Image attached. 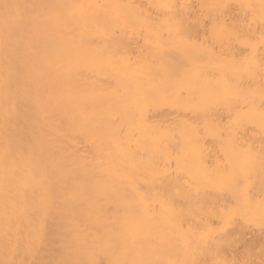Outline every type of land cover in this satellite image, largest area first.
<instances>
[{
    "label": "bare ground",
    "instance_id": "6f19581e",
    "mask_svg": "<svg viewBox=\"0 0 264 264\" xmlns=\"http://www.w3.org/2000/svg\"><path fill=\"white\" fill-rule=\"evenodd\" d=\"M0 264H264V0H0Z\"/></svg>",
    "mask_w": 264,
    "mask_h": 264
}]
</instances>
